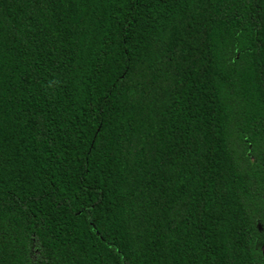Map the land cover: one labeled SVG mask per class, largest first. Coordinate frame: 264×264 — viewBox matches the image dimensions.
I'll return each instance as SVG.
<instances>
[{
  "label": "trees",
  "instance_id": "1",
  "mask_svg": "<svg viewBox=\"0 0 264 264\" xmlns=\"http://www.w3.org/2000/svg\"><path fill=\"white\" fill-rule=\"evenodd\" d=\"M0 264H264V0H0Z\"/></svg>",
  "mask_w": 264,
  "mask_h": 264
}]
</instances>
